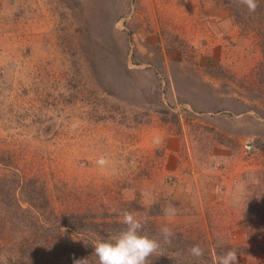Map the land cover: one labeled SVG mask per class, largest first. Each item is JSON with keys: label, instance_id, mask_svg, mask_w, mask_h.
Segmentation results:
<instances>
[{"label": "rangeland", "instance_id": "374dc122", "mask_svg": "<svg viewBox=\"0 0 264 264\" xmlns=\"http://www.w3.org/2000/svg\"><path fill=\"white\" fill-rule=\"evenodd\" d=\"M209 1L230 14L221 37L203 36L207 46L174 39L185 59L170 68L209 75L208 87L188 79L194 90L177 102L249 113L237 129L254 156L240 224L207 207L185 211L162 190L159 151L141 131L168 110L129 71L138 54L124 19L137 0H0V264H97L94 242L121 230L123 210L160 241L151 264H217L243 249L264 264V0L254 13L238 0ZM200 55L208 61L193 60ZM201 126L187 132H210ZM196 244L202 261L188 254Z\"/></svg>", "mask_w": 264, "mask_h": 264}, {"label": "crops", "instance_id": "0c3cea01", "mask_svg": "<svg viewBox=\"0 0 264 264\" xmlns=\"http://www.w3.org/2000/svg\"><path fill=\"white\" fill-rule=\"evenodd\" d=\"M229 18L222 4L209 0H137L124 21L135 41L132 48L138 54L137 64L131 65L134 69L129 71L145 78L144 89L154 87V94L162 99L160 104L168 110L167 114L156 112L155 127L141 131L144 143L154 152L159 151L153 155L160 165L158 176L163 180L165 196L185 211L203 213L207 207L209 211L216 210L222 223L240 224L242 209L250 206L246 199L253 193L248 187V175L254 156L243 152L249 141L242 139L247 136L237 133V129L242 118L251 119L246 117L249 113H235L234 106L199 111L190 101L177 102V95L194 90H187L188 79L199 78V83L208 87L209 75L204 70L170 68L185 59L174 39L207 46L209 43L201 41L203 36L217 40ZM206 58L207 55H200L193 60L203 63L208 61ZM195 123L210 132L188 133L187 127ZM234 235L246 236L242 231ZM260 261L259 257H251L247 249L237 253V264H261Z\"/></svg>", "mask_w": 264, "mask_h": 264}, {"label": "clouds", "instance_id": "9594fccd", "mask_svg": "<svg viewBox=\"0 0 264 264\" xmlns=\"http://www.w3.org/2000/svg\"><path fill=\"white\" fill-rule=\"evenodd\" d=\"M240 5L246 7L249 13H254L258 8L257 0H238ZM173 214L175 209H172ZM145 218L133 211L123 210L120 213L121 230L115 235L105 239L97 237L94 242V255L97 264H151L149 257L158 251L161 244L157 239L149 238L142 234ZM160 234L165 244H171L174 232L165 225L160 228ZM188 254L196 260H201L205 249L199 244L188 249ZM78 261L76 264H85ZM217 264H237V253L228 250L217 257Z\"/></svg>", "mask_w": 264, "mask_h": 264}]
</instances>
